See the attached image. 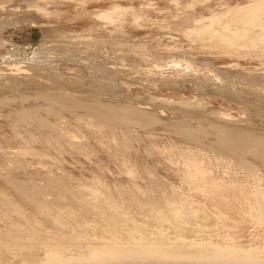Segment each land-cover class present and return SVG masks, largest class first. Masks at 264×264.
I'll return each mask as SVG.
<instances>
[{
  "label": "rangeland",
  "instance_id": "rangeland-1",
  "mask_svg": "<svg viewBox=\"0 0 264 264\" xmlns=\"http://www.w3.org/2000/svg\"><path fill=\"white\" fill-rule=\"evenodd\" d=\"M263 9L264 0H0V201L9 203L0 246L11 242L0 264H43L60 242L79 258L114 241L232 247L263 260V158L240 153L250 175L217 141L221 127L264 139L263 28L245 21ZM25 50L36 54L23 59ZM14 81L23 87L10 90ZM57 83L75 101L132 106L154 122L105 128L61 108L69 124L51 119L61 143L14 131L7 112L47 109L38 92ZM105 213L118 218L115 233Z\"/></svg>",
  "mask_w": 264,
  "mask_h": 264
},
{
  "label": "bare ground",
  "instance_id": "bare-ground-1",
  "mask_svg": "<svg viewBox=\"0 0 264 264\" xmlns=\"http://www.w3.org/2000/svg\"><path fill=\"white\" fill-rule=\"evenodd\" d=\"M258 8H260V7H257L256 9H258ZM260 9H262V8H260ZM234 11H236V10H234ZM234 11H233V13H234ZM259 12H260V10H259ZM259 12L258 13H257V11H256V13L253 12L252 14H254V13L255 14L252 17H250L251 14L247 15L248 13L246 12L247 14H245V16L247 15L249 17H247L248 19H245V21L247 22V24L248 23L251 24V26L255 25V27H256V25H259V28L262 26L263 33H260L261 36L260 35L259 36L262 37V41H263L264 40V11L261 10V15ZM239 13H241V12H239ZM244 17H242V18L244 19ZM236 20H237V18H236ZM236 20L234 19V21H236ZM239 20H241L240 17H239ZM239 20H237V21H239ZM241 21H239V22L241 23ZM244 26H246V24ZM251 26L250 27L246 26V27L251 28ZM251 31H253V30H251ZM243 33H244V31H243ZM245 33H247V32H245ZM253 33L251 32V34H253ZM256 40H257V38H256ZM253 44L255 45V43H253ZM34 53H35L34 50H30L26 54H23V56H24L23 59L28 57V55L34 54ZM20 59H19V62H16L17 64L21 63ZM8 72L9 73L7 75L10 78H13L15 76L14 73L11 72V70ZM21 86H22V83L14 81L12 87H10L9 89L15 90V89L20 88ZM27 86H29V85H27ZM0 90H1V92H3V89L1 88V86H0ZM38 94L45 101V105L48 107L47 109L39 108L38 105L33 106V107H23L21 105V107L16 109L15 111L10 110L11 108H9L10 111L7 112V114H8L7 118L9 121L8 120L7 121L10 123L9 125L12 129H14V131L18 128H24V129L25 128L26 129L31 128L32 129V127L35 128L37 131L42 130V133L38 132L39 133L38 136H39V138L43 139V141H52L55 143L56 142L61 143L62 141L68 139V137H66L65 135L58 132V130L56 128L58 124H54L51 121V119H53L54 121H59V122H61L60 124H65V126L69 124V123L66 124L63 122L65 120V118L63 117L61 108H63V111L65 109V111L67 113H70V114L73 113L72 115H73V117H75V119H78V116L75 115L77 110H79V109L85 110V112L87 114H89L93 117V119L96 123H99L100 125L104 126L105 128L106 127L108 128V125L110 123H114L115 121L122 122L124 124L125 123H134V122L135 123L141 122V124H142V122H143V124H145V122H146L147 124H150L151 122H154V121H151L152 118L150 119L151 115L148 116L146 112H145V114H144V112L141 113L140 111L136 110L135 108L134 109L131 108L132 106L129 107V106L123 105V106H120L117 108V106H114L111 101L102 102V103L100 102L98 104L95 103V104H89V105L84 104L82 102L75 101L74 99H71V97H68V96H66V94H64L63 86L58 84V83L56 85H54L51 90L42 89L38 92ZM4 104H5V101L0 100V106L2 107ZM2 108L4 109V107H2ZM148 122H150V123H148ZM217 132H218V137H217V135H216V137H217V141L219 139L220 144L218 142L217 143L221 147L228 149L230 151L231 155L234 153L236 156H234V154L232 156H234L235 158L237 157V155L238 156L242 155L240 153H243V155H244V152H246V151H253L252 152L253 155L258 156V157L260 156L259 159L263 158V162H264V139H262V138L260 139L259 137L256 138L255 135L254 136H252L251 134L248 135V133L246 134L239 129L228 130L227 127H225V128L221 127V129L218 128ZM187 134H188V132H187ZM32 136H34V135H32ZM194 136L195 135H193L192 137H194ZM194 138H196V136ZM218 144H217V146H219ZM219 149L221 150V148H219ZM247 153H249V152H246L245 154H247ZM255 154H257V155H255ZM237 159H238V157H237ZM240 159L241 158L239 156V159H238L239 162H240ZM244 161L245 160L243 157V161L241 159L240 163H243ZM243 164H241V165H243ZM245 165L246 164H244V166ZM246 166H247V168L246 167L245 168L247 170L249 165L247 164ZM249 167H250L249 170L251 172L250 175L254 176L253 172L255 173V171L253 170V167H251V166H249ZM11 182L12 183H10V184H12L17 189V191H19L21 194H23L25 199H29V200H31V202H33V204H36L35 207H37L38 205L39 206L43 205L42 201L38 198L40 196L37 195L38 196L37 197L30 190H28L26 188V186H24L22 184H18V182L17 183L15 181L14 182L11 181ZM55 184H56V182H55ZM12 185H11V187H13ZM52 185H53V182H52ZM57 186H58V184H57ZM57 189H58V187H57ZM5 202L0 201V209L3 206L5 207L6 203H8V202H6V203ZM30 204H32V203H30ZM257 204H259L258 210H257V211H259L258 219H260V223L261 222L264 223V207H263L262 203L260 202V200H258ZM167 208H169V207H167ZM168 210L170 211V209H168ZM108 213H110V212H108ZM103 215H104V217L106 216V219L108 222L107 227L108 226L114 227V229L112 227L111 230H109V229L108 230L111 231V233H115V231L118 230V229L116 230V228L120 224L118 218L116 216H112L111 214L108 215L105 213ZM111 227H109V228H111ZM121 227H122V225H121ZM118 228H120V225ZM113 230H114V232H112ZM25 231H23V232L25 233ZM22 233L20 232L19 235H21ZM15 234H17V233H15ZM31 234H33V232ZM0 235H1V233H0ZM111 235H113V234H111ZM21 236H25V235L22 234ZM34 236H36V235H34ZM12 237H14V236H12ZM12 237H11V240L13 239ZM128 237L132 240L137 238L134 231L130 232L128 234ZM14 239H15V237H14ZM17 240L19 241V239L17 238V239H15V243L17 242ZM21 240H22V238L20 239V241ZM8 241L9 240H7L5 243H8ZM1 242H2V240H1ZM9 243L11 244V242H9ZM25 243H23V241H22V244L24 247H25V245H24ZM10 244H7L5 246L7 248H9V247H11ZM3 245H2V247H4V248H2L1 246H0V248L5 249V246H3ZM16 245L17 244L14 245V247H16L15 248L16 250L18 248L20 249V247H23L21 244H19V247H17L18 245L17 246ZM56 245L57 246H55V247L53 246L48 252H46L47 258L45 260L46 262H44L43 264H264V259L263 260L260 259V255L258 256L257 253L256 254L253 252L250 253V252H247L245 250H240V249H236V248H232V247L231 248L230 247H226V248L211 247V248H209V247H202L201 246V249L192 251V250H187L184 247H182V244H181V246L178 245V246L174 247V249H170L166 246L159 245L156 243H149V242L141 241L138 244H131L129 246L123 247V246L118 245L114 241L112 243H108V244L106 243V245H104V246L102 245L101 247H95V248L90 247L89 253L86 252L88 255L85 254L86 256L85 255L82 256V253H81V256L79 258H75V256H74V258H72V257H68L69 255H67V253H66V251L68 250V246L66 245L65 242H60ZM26 247H27V245H26ZM26 247H25V249H26ZM22 249H24V248H22ZM11 251H13V250H11ZM25 264H34V263H27L26 262ZM35 264H37V263H35Z\"/></svg>",
  "mask_w": 264,
  "mask_h": 264
}]
</instances>
